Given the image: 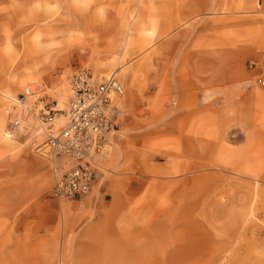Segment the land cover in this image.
I'll return each mask as SVG.
<instances>
[{
	"label": "rangeland",
	"instance_id": "374dc122",
	"mask_svg": "<svg viewBox=\"0 0 264 264\" xmlns=\"http://www.w3.org/2000/svg\"><path fill=\"white\" fill-rule=\"evenodd\" d=\"M260 3L96 0L82 14L65 6L64 15L70 19L47 22L41 15L19 26L12 0H0V42L8 37L17 50L14 59L0 57L4 113L0 141L8 133L13 113L33 122L27 108L41 111L55 107L60 110L57 126L64 124L63 111L71 100L69 82L75 67L89 68L100 77L115 73L125 88L117 107L126 110L123 101L129 88L134 89V97L143 98V88L165 85L163 74L171 63L165 49L173 34L197 32L212 18L221 25L259 19L264 10ZM204 5L207 8L203 11ZM101 6H106L103 20L96 14ZM199 10L202 12L196 13ZM36 29L45 33L44 43L56 46L36 50L30 42ZM22 95L28 100L27 108L15 102ZM214 96L213 89L200 96L198 107L204 106V112L199 110L189 118L185 141L180 135L167 133L171 130L165 129L170 121L167 118L149 117L132 106L126 115L128 125L115 132L116 126L110 143L115 137L125 138L138 151L135 168L129 171L140 176L135 184L137 194L130 198L128 214L108 225L109 235L99 230L94 242L56 241L54 230L48 231L44 225L42 210L31 212L35 202L17 206V197H2L5 169L0 166V264H264V117L232 118L230 103ZM188 109L193 110V105ZM42 132L36 133L39 140ZM29 137L22 130L11 138L10 148L0 144V153H14L3 155L0 162L6 156L14 159L26 149L34 153ZM202 143L203 160L200 154L196 165V148ZM185 147L189 152L183 151ZM110 152L107 145L105 157ZM103 159L102 172L109 174L111 169ZM46 161L55 171L54 164ZM49 194L42 198H51ZM62 221L59 212L58 233ZM118 228L123 230V238L117 239Z\"/></svg>",
	"mask_w": 264,
	"mask_h": 264
},
{
	"label": "crops",
	"instance_id": "0c3cea01",
	"mask_svg": "<svg viewBox=\"0 0 264 264\" xmlns=\"http://www.w3.org/2000/svg\"><path fill=\"white\" fill-rule=\"evenodd\" d=\"M260 4L264 6V0ZM206 8L204 5L202 10ZM215 19L206 22L197 32L181 31L167 40L169 47L165 51L171 55V63L163 74L165 85L156 83L143 88V98L134 97V89L129 88L123 101L126 110L121 107L116 110L118 129L115 132L128 125L126 115L136 105V111L144 110L149 117L170 120L165 126L166 130L171 128L167 133L180 135L185 141L189 118L194 112H204V106L199 108L198 102L206 89H213L214 98H223L230 103L232 118L264 117V87L252 82L257 76L264 75V10L259 19H240L227 25H221ZM249 63L256 66H249ZM2 104L0 99V138L4 119ZM190 104L193 110L188 109ZM215 112L220 113V109H214ZM112 133L108 143L111 152L103 159V164L111 170L105 174L102 168L92 192L85 198L68 202L42 198L53 187L57 172L30 149L14 159L6 156L3 163L0 162L5 169L2 197H17V206L35 202L30 211L36 214L42 210L44 225L48 231L54 230L53 238L58 242H94L99 230L108 234V225L128 214L130 198L137 194L135 184L140 181V176L129 173L135 168L138 151L125 138L115 137L116 141L110 143ZM201 140L204 142L203 138ZM203 148V143L196 148V165H199L200 154L203 160ZM189 150L183 148L186 153ZM59 212L63 219L61 233L56 232L59 230ZM80 229L83 231L75 234ZM116 231L117 239L123 238V230L118 228Z\"/></svg>",
	"mask_w": 264,
	"mask_h": 264
},
{
	"label": "built area",
	"instance_id": "2783aa9c",
	"mask_svg": "<svg viewBox=\"0 0 264 264\" xmlns=\"http://www.w3.org/2000/svg\"><path fill=\"white\" fill-rule=\"evenodd\" d=\"M256 83L264 87V77L258 76ZM69 85L72 96L63 111L64 124L57 126L60 110L48 107L33 111L22 95L15 102L27 108L33 122L13 113L7 125L11 138L26 131L34 153L54 164L57 179L49 196L60 202L83 199L92 192L103 168L101 160L109 137L117 126V104L125 94L115 73L100 77L86 67L74 68ZM40 131L43 137L39 140Z\"/></svg>",
	"mask_w": 264,
	"mask_h": 264
},
{
	"label": "clouds",
	"instance_id": "9594fccd",
	"mask_svg": "<svg viewBox=\"0 0 264 264\" xmlns=\"http://www.w3.org/2000/svg\"><path fill=\"white\" fill-rule=\"evenodd\" d=\"M96 0H12L14 9L19 13L18 24L24 26L32 21L38 19L41 15L47 18V22H54L58 18L61 20L70 19L69 16L64 15V8L68 6L76 13H84ZM96 14L103 20L106 17V6L96 8ZM9 31L11 28L9 27ZM3 33V26L0 25V34ZM79 35V33H73ZM45 33L39 29L33 31L30 35V42L36 50H43L55 47L54 42L44 43ZM16 48L12 40L8 37L0 42V57L14 59L16 55ZM5 139L0 141V144L7 145L9 148L12 144L11 134L5 133ZM3 155H14L13 152L0 153V158Z\"/></svg>",
	"mask_w": 264,
	"mask_h": 264
}]
</instances>
